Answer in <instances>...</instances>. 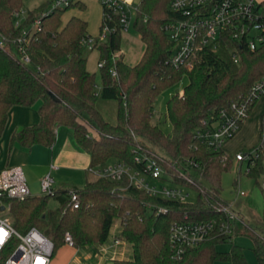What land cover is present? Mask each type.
Masks as SVG:
<instances>
[{"label": "trees", "instance_id": "16d2710c", "mask_svg": "<svg viewBox=\"0 0 264 264\" xmlns=\"http://www.w3.org/2000/svg\"><path fill=\"white\" fill-rule=\"evenodd\" d=\"M24 1L0 0V31L9 42L6 48H0V140L13 107H31L41 101L39 123L16 132L13 143L27 149L36 145L51 147L56 140V128L67 127L91 155L90 168L110 161L136 166L135 158L140 152L160 156L167 172L178 183L194 190L197 199L180 202L154 196L129 185L128 180L113 182L96 177L77 189L78 209L70 206L67 189L58 190L55 196L12 201L9 217L14 228L22 233L37 228L53 241L55 253L66 245L67 233L76 250H97L108 241L112 227L119 222L118 239L132 247L133 258L115 264H248L238 246L229 252L217 249L222 243L232 242L238 229L233 235L212 233L197 246L187 248L178 260L173 258L170 233L175 223L220 219L218 209L226 203L221 198V175L234 166V160L229 156L224 159V151H213L203 144L197 139V132L217 122L222 110H230L234 102L248 97L255 83L264 79V42L256 51L230 45L238 50V64L225 54L228 49L222 46L218 51L208 49L200 53L192 61V68H177L170 63L175 43L165 31V26L178 17L170 8L172 0H141L134 27L144 44V53L137 64L129 66L123 59V31L118 27V15L103 8L100 35L94 38L91 48L98 51V64H102V88L97 94L96 75L87 68V46L83 43L91 38L88 23L78 16H72L65 25L62 23L67 10L84 11L85 3L74 0L64 8L29 11L17 27L14 14L23 10ZM107 15L111 20L106 19ZM36 18L41 20L40 30L24 46L30 58L27 64L22 62L19 44L14 41ZM105 25L109 32L103 37ZM112 71L117 75L113 76ZM185 77L188 83L182 95L168 101L167 116L173 130L165 134L153 122L155 101ZM99 99L117 101L116 124L105 119L98 107ZM257 100L251 103L248 116ZM255 150L246 174L261 187L264 141ZM180 168L187 173L194 170L192 183L178 177L176 171ZM51 198L60 203L58 209L47 210ZM159 207L167 212L158 214ZM254 232V253L259 264H264V226Z\"/></svg>", "mask_w": 264, "mask_h": 264}, {"label": "built area", "instance_id": "2783aa9c", "mask_svg": "<svg viewBox=\"0 0 264 264\" xmlns=\"http://www.w3.org/2000/svg\"><path fill=\"white\" fill-rule=\"evenodd\" d=\"M74 0H56L49 10L68 7ZM102 7L107 11H113L118 15V27L121 31H127L130 26L129 13L138 11V5L129 0H101ZM126 8L128 10H126ZM171 10L178 16L165 26L169 38L175 43L174 52L170 63L179 68L186 66L192 68L194 59L205 50L218 51L222 46L227 47L230 56L238 64L239 56L237 48L230 45L246 46L251 51H256L264 42V1L260 0H172ZM25 15L23 20L20 16ZM28 13L20 11L14 14L15 25L20 27ZM111 20V16H106ZM40 18H36L26 28L22 36L14 42L19 44L22 62L29 63L30 58L25 53L24 46L28 44L34 33L40 30ZM103 37L109 32L107 25L103 28ZM8 39L0 31V48L8 46ZM84 45L92 48L95 41L91 37L83 40ZM102 64H99V67ZM116 76V71H112ZM264 97V79L255 83L248 97L232 104L230 110H222L217 122L197 132V139L201 140L213 151H223L225 145L232 140L241 130L248 110L255 99ZM254 149L249 154L242 152L236 154L235 161L247 164L255 156ZM228 155L225 154L224 159ZM136 166L125 162L113 161L99 168H89V172L95 177L109 179L113 182L128 180L129 185L145 190L154 196L180 202H188L190 193L185 192V185L178 183L173 175L167 172L163 159L160 156H148L145 153H137ZM55 167L52 166V169ZM172 168L175 169L173 166ZM249 171L247 166L246 173ZM178 177L192 183L190 173L180 168L176 171ZM147 178L161 180L175 184L176 187L151 186ZM237 198L246 193L240 188V179L237 181ZM192 190V189H190ZM41 192L44 196H55L58 192L56 181L50 173L41 179ZM69 204L72 209L80 208V197L77 189H68ZM30 189L25 174L20 167H7L0 171V231L3 233L0 240V264H51L55 245L51 239L42 234L37 228L32 227L27 232L17 231L8 215L11 211L12 201H24L31 197ZM5 207L2 211L1 207ZM151 207V206H149ZM221 213L219 220L209 221H184L175 223L171 227L170 244L174 259H182L187 248L195 247L217 232L220 235H233L237 229V223L244 219L235 210L233 203H225L219 207ZM167 209L159 207L157 213H166ZM65 243L74 248V240L67 233ZM115 244L120 240L116 239ZM106 244L100 246V254L106 253Z\"/></svg>", "mask_w": 264, "mask_h": 264}, {"label": "rangeland", "instance_id": "374dc122", "mask_svg": "<svg viewBox=\"0 0 264 264\" xmlns=\"http://www.w3.org/2000/svg\"><path fill=\"white\" fill-rule=\"evenodd\" d=\"M56 0H25L23 11L38 10L41 7L50 9L52 3ZM141 0H135V5L140 4ZM86 3V10L80 11L77 8H71L65 12L62 18L63 25L72 17L78 16L88 23V35L96 38L100 35L101 25L103 21V7L100 0H84ZM126 10H128L126 8ZM130 26L127 31L122 32V50L126 48L124 62L131 66L134 65L133 56L136 54L135 40L140 41V35L134 27L135 13H129ZM25 15L20 16L19 20H23ZM18 18H14L17 21ZM135 39V40H134ZM225 54L230 55L227 50ZM85 55L88 58L87 66H91L96 75V93L99 94L102 88V78L98 66V52L87 47ZM188 83V78L185 77L180 83L162 92L156 99L154 104L153 122L163 130L165 134L172 133V124L167 116L168 101L173 97H179L184 91V87ZM41 101L37 104L41 105ZM98 107L104 115L105 119L112 123H117V101L115 100H98ZM242 129L243 136L237 140L232 141L228 146L226 145L225 152L234 156L237 152L249 154L256 149L262 141H264V99H258L253 110L246 118ZM90 155V154H89ZM91 159V155H90ZM113 162V161H110ZM109 162V163H110ZM240 166L237 161H234V166L222 173L221 175V198L226 203H233L235 210L244 218V223L238 222V231L233 236L232 242L222 243L218 245L217 249L220 252H229L233 246L240 247L246 257L248 264H259L254 253V231H259V228L264 226V178L260 180L261 187L256 180L246 174L247 163ZM91 161L88 163L90 167ZM88 167V169H89ZM26 180L33 197L41 196V177L37 169L24 168ZM89 179L94 180V174L90 173ZM240 179V188L246 193L245 196L237 198V181ZM151 186L162 188L163 186L176 187L175 184L166 183L161 180H153L147 178ZM81 187V185H80ZM185 192L190 193L188 202H195L197 194L194 190L183 188ZM60 207L57 199H50L47 210H56ZM1 216H9L1 215ZM121 225L117 222L111 229L107 241V247L111 246L116 237H120ZM258 235V234H257ZM125 259L133 258L132 252L124 255ZM99 257L95 248H83L76 250L75 248L63 245L58 248L51 259V264H97ZM215 264H232L227 261H217Z\"/></svg>", "mask_w": 264, "mask_h": 264}, {"label": "crops", "instance_id": "0c3cea01", "mask_svg": "<svg viewBox=\"0 0 264 264\" xmlns=\"http://www.w3.org/2000/svg\"><path fill=\"white\" fill-rule=\"evenodd\" d=\"M80 1L85 3L84 0ZM129 1L135 4V0ZM135 42V47L137 45V49L136 54L133 56V61L137 64L144 53V44L141 39L140 41L136 39ZM124 51H127L126 48H123L122 50L123 59L125 60V56L127 54H125ZM87 68L89 72L93 73L94 70H91V66H87ZM260 99H264V97L259 98V100ZM40 106L41 105H38L37 103L31 107L15 106L9 111L6 127L0 140V171L7 167H20L23 172L24 168L37 169V171L40 172L39 174L41 179L50 173L56 181V188L58 190L84 188L89 181H93V179H89V175L91 174L88 171V163L91 159L89 152L84 150L76 141L72 129L63 126L57 127L56 140L51 147L36 145L31 149H27L18 143L12 142V136L16 132L25 127L34 126L39 123ZM243 127L244 125L239 133L226 144L227 146L232 141L237 140L240 136H243ZM223 151L225 152V148ZM225 153L235 161L236 154L240 152H237L234 156H231L227 152ZM239 164L241 166L244 163L242 162ZM52 166L55 168L52 169ZM95 178L96 177L94 176V179ZM116 239H118V237H116L115 240ZM105 244L107 245V242ZM99 249H97V255L99 257V261H96L97 264H115L116 261L132 259L124 258V255L128 252H132L133 254V250L128 243L121 240L119 244H115L113 242L111 246L107 247L106 253L104 254H100Z\"/></svg>", "mask_w": 264, "mask_h": 264}, {"label": "water", "instance_id": "95a60500", "mask_svg": "<svg viewBox=\"0 0 264 264\" xmlns=\"http://www.w3.org/2000/svg\"><path fill=\"white\" fill-rule=\"evenodd\" d=\"M51 94V96L53 97V99L54 100H57V97L53 94V93H50ZM5 209V207L3 206V207H1V210L3 211Z\"/></svg>", "mask_w": 264, "mask_h": 264}, {"label": "snow or ice", "instance_id": "6c2138e0", "mask_svg": "<svg viewBox=\"0 0 264 264\" xmlns=\"http://www.w3.org/2000/svg\"><path fill=\"white\" fill-rule=\"evenodd\" d=\"M2 237H3V233L2 231H0V240H2Z\"/></svg>", "mask_w": 264, "mask_h": 264}]
</instances>
